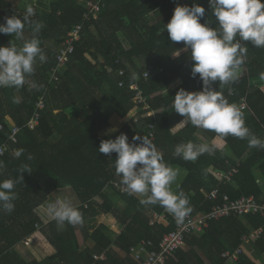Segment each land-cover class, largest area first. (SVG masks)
<instances>
[{
  "label": "trees",
  "instance_id": "obj_1",
  "mask_svg": "<svg viewBox=\"0 0 264 264\" xmlns=\"http://www.w3.org/2000/svg\"><path fill=\"white\" fill-rule=\"evenodd\" d=\"M90 1L99 4L100 13L89 22H84L87 11L77 0H53L48 11L35 10L31 19L44 25L38 38L46 61L37 60L35 72L26 77L23 87H0V147L4 151L0 155L4 162L0 181L18 180L21 165L32 170L22 173L23 180L15 185L14 210L8 213L0 209V264H140L132 256V249L150 241L154 246L149 251H157L161 238L176 228L175 218L158 204L142 205L134 195L117 192L111 186L121 181L114 167L116 154L109 157L98 151L102 140H114L123 133L132 142L134 135L147 136L150 126H154L152 142L165 162L187 170L178 191L189 200V215L211 211L215 203L207 197L213 190L218 191L217 203L223 196L232 200L252 196L264 202V189L257 184H264V148L249 147L246 139L229 135L225 138L226 147L213 155L205 153L195 161H185L172 154L179 143L211 144L217 135L190 123L180 124L184 117L173 108L176 92L201 91L203 84L199 74L190 79L184 77V71L191 69L194 62L183 42H172L165 28L177 5L191 6L193 2L205 8L200 22L208 20L209 26L215 27L208 0ZM25 13L14 0H0V23H4L5 17L22 19ZM78 25H83L81 38L74 44L68 63L53 78L58 45ZM31 38L32 28L26 25L24 40ZM23 42L14 35L0 34V46L20 47ZM46 42L53 43L56 49L44 46ZM242 43L247 47L239 67L242 74L233 83L217 81L211 87L239 108L245 103L246 108L241 111L246 127L264 140V48ZM32 82L38 87L31 88ZM176 82L181 84L175 86ZM134 85L145 98L147 110L134 103ZM14 98L20 102L14 103ZM41 99L44 108L38 110L36 105ZM148 112L156 114L144 117ZM35 113L39 114L38 125L30 130L27 124ZM114 116L121 123L119 129L100 135L109 129ZM11 125L20 128L16 142L11 140ZM19 149L24 152L17 158L15 152ZM233 170L237 172L230 181L219 182L211 175ZM107 187L125 202L124 210L105 193ZM66 188L80 203L76 208L83 215V224L59 225L54 220L44 225L36 210L51 199L52 192ZM148 211L163 218L151 224L152 214ZM100 215L116 218L124 226L122 233L114 236L100 225L89 234L86 221ZM260 225L259 217L253 215L210 221L201 233L188 236L186 248L177 250L166 264H228L222 254L235 251L249 227ZM78 232L90 244L82 252ZM36 233H42L55 253L41 262H25L14 247L34 238ZM94 256L103 259L95 260ZM263 256L264 234L247 245L235 264H264Z\"/></svg>",
  "mask_w": 264,
  "mask_h": 264
},
{
  "label": "clouds",
  "instance_id": "obj_2",
  "mask_svg": "<svg viewBox=\"0 0 264 264\" xmlns=\"http://www.w3.org/2000/svg\"><path fill=\"white\" fill-rule=\"evenodd\" d=\"M208 4L215 17V27L209 26L208 20L200 22L205 17V8L195 2L191 6L177 5L165 25L172 42H183L184 50L190 53L194 62L191 74L193 77L199 74L203 84L201 91L180 89L176 92L173 108L184 117L180 124L190 123L217 134L211 144L191 141L177 144L172 154L185 161H195L205 153L213 155L222 150L229 135L246 139L249 147L264 148V140L255 137L246 127L240 108L211 87L217 81L229 84L238 79V69L247 53L242 42L264 48V3L261 0H208ZM34 15L35 10L29 6L22 19L5 17L4 23H0V34L14 35L17 40L24 41L20 47L14 44L0 46V87H23L26 77L35 72L37 60L46 61L38 38L44 25L32 20ZM26 25L32 28V38L28 40H24ZM37 87L32 82L31 88ZM13 102L20 100L14 98ZM98 151L109 157L116 154L115 172L121 177L120 182L128 195L137 196L142 205L158 204L175 218L177 224L184 223L192 209L186 195L182 191L174 192L172 186L175 184L179 189L178 177L187 175V170L166 163L151 139L134 135L129 142L127 135L121 133L114 140H102ZM23 152L24 149H19L15 156L18 158ZM27 158L31 160L32 156ZM3 168L4 162L0 161V170ZM31 171L28 165H21L18 180L0 181V209L8 213L14 210L15 185L23 180L22 173ZM47 215L59 225L65 222L73 226L83 224L82 213L66 199L49 203Z\"/></svg>",
  "mask_w": 264,
  "mask_h": 264
},
{
  "label": "built area",
  "instance_id": "obj_3",
  "mask_svg": "<svg viewBox=\"0 0 264 264\" xmlns=\"http://www.w3.org/2000/svg\"><path fill=\"white\" fill-rule=\"evenodd\" d=\"M86 13L84 15V22H89L91 19L96 20L100 13L99 4L89 2L88 6L85 7ZM83 30V25H78L72 29L65 39L58 45V54L56 56L57 67L53 69V78L57 73V70L65 67L68 63L70 56L74 52V44L78 42L81 38V33ZM147 77V74L144 75ZM123 83H119V87H122ZM132 90L135 92L134 103L137 105H143V110H147L146 100L141 95L139 88L134 85ZM37 109L42 110L44 108L42 99L37 103ZM246 108L245 103L240 106V110ZM156 114L155 112H148L145 116L151 117V114ZM154 114L152 116H154ZM39 120V114L35 113L34 118L29 121L27 127L33 130L37 127ZM1 128V127H0ZM150 132H148L147 137L154 140V135L152 130L154 126L149 127ZM20 128L14 126L12 129L11 140L16 142V136L19 133ZM3 149L0 147V155L3 154ZM233 170L232 173L224 174L222 172H211V175L215 180L230 181L231 176L236 173ZM257 182V181H256ZM261 190L264 189V185L260 186ZM112 187L116 189L117 192L123 194L124 186L121 182H113ZM208 200L214 202L215 204L211 208V211L207 214L197 213L195 215H188L183 224H177L176 228L168 234H165L158 246L157 251H149L153 248L154 244L152 242H142L139 246L131 250L132 256L140 262V264H166L170 259L174 257L177 250L184 247L185 240L188 236L199 234L203 229L208 227L210 221H218L230 216H237L240 219H244L246 215L258 216L261 220V225L257 228L252 226L249 227V232L241 238L242 244L233 252H225L222 254V258L226 259L228 264H235L241 255L245 253V248L252 242L258 240L264 234V202H258L254 197H240L239 199L232 200L227 196H223L220 203L218 201V191L213 190L208 195ZM59 199V198H57ZM56 199V200H57ZM163 218L155 213L151 215V224H153L157 219ZM95 260L103 259V256H94Z\"/></svg>",
  "mask_w": 264,
  "mask_h": 264
},
{
  "label": "crops",
  "instance_id": "obj_4",
  "mask_svg": "<svg viewBox=\"0 0 264 264\" xmlns=\"http://www.w3.org/2000/svg\"><path fill=\"white\" fill-rule=\"evenodd\" d=\"M115 119H118V117L114 116L110 119L109 129L100 133V135L105 136L108 134H112L119 129V127L121 125L120 122H117V123L111 122V121H116ZM111 123H113V124H111ZM112 129H115V131H112ZM51 142H53V143L56 142V139L53 138L51 140ZM185 176L186 175H182L181 177H178L177 183L179 184V187L182 184ZM261 183H262V181H261ZM172 190L174 192L178 191L175 184L172 186ZM105 193L108 195V197L111 198L113 203L119 209H121V210L125 209V207H126L125 202L122 201L115 194L113 189H111L110 187H107L105 190ZM134 197L139 201V198L137 196L134 195ZM50 198L51 199L49 201H47V203L45 205L39 207L36 210L37 215L39 216V218L41 219V221L43 222L44 225L50 223L51 221H54L53 219H51L47 215V205L51 202H54L55 201L54 198L66 199V200L70 201L74 207H77L80 204L79 201L77 200V198L75 197V195L73 194V192L69 188L62 189V190H56V191L52 192ZM96 201L100 202L101 200L96 199ZM153 213L154 212H150V211L147 212V214H153ZM100 225H104L105 227H107L112 232V234L114 236H119L122 233V231L124 230V226H122L117 221V219L114 218L112 215H100V216H97L93 219L86 221V223H85L86 229L88 230L89 234L94 232L96 230V228L99 227ZM77 239H78V243L80 245L79 252H82L84 249L89 247L90 244H87L83 240L81 232L77 233ZM14 251L25 262H30L33 260H35L37 262H41L47 256L53 255L55 253L54 248L50 245V243L46 240V238L42 235V233H36V236L34 238L27 239L25 242L16 245L14 247ZM258 264H260V263L258 262Z\"/></svg>",
  "mask_w": 264,
  "mask_h": 264
},
{
  "label": "rangeland",
  "instance_id": "obj_5",
  "mask_svg": "<svg viewBox=\"0 0 264 264\" xmlns=\"http://www.w3.org/2000/svg\"><path fill=\"white\" fill-rule=\"evenodd\" d=\"M16 2V4L18 5V7L20 8V10H24L26 11L27 7L31 6L33 7L34 10L39 11L40 13L44 12V11H48L50 8V5L52 3L53 0H14ZM77 2L79 3V5L81 4L84 7L88 6V3L91 2L90 0H77ZM44 46L51 48V49H56V46H54L53 43L50 42H46L43 43ZM242 74V70L239 69L238 70V75ZM191 69H186L184 71V77L187 79H190L191 77ZM181 84V82H176L175 86H179ZM146 117V116H144ZM116 121H111V122H120L119 119H115ZM111 123V124H113ZM11 127L13 128L14 125H11ZM260 179V178H259ZM186 248V247H183ZM262 259L264 260V256L262 257Z\"/></svg>",
  "mask_w": 264,
  "mask_h": 264
}]
</instances>
